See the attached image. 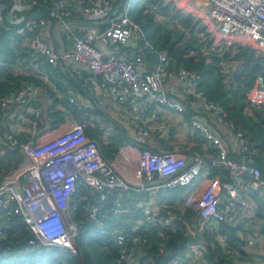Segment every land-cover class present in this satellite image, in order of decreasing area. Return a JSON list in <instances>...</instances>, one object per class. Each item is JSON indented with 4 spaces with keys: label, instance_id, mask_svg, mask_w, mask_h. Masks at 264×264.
<instances>
[{
    "label": "built area",
    "instance_id": "obj_1",
    "mask_svg": "<svg viewBox=\"0 0 264 264\" xmlns=\"http://www.w3.org/2000/svg\"><path fill=\"white\" fill-rule=\"evenodd\" d=\"M11 1L9 6L0 1V25L7 24L6 29L15 30L20 37V53H15L17 64L0 60L1 68L9 66L15 75L23 76H27L25 70L31 68L33 78L43 83L48 79L39 69L42 63L51 68L63 64L75 70H86L101 79L114 105L118 107L120 101H127L128 110L121 108L120 115L133 127V141L138 147L145 145L155 124L162 128L163 110L187 115L185 99H191L192 106L210 111L215 124L226 128L230 135L222 139L206 120L191 116L190 129L196 132V139L212 143V158L207 159L202 150L185 155L139 148L135 174L122 176L120 165L130 170L127 160L120 159L124 152L121 149L112 160L105 159L98 143L85 135L86 120L65 121L53 138L36 139L41 112L36 101L45 92L40 84H24L17 93L0 100V213L6 218H21L33 236L29 245L58 246L75 253L73 239L77 227L70 216V200L79 185L104 194L119 189L156 194L161 190L192 186L205 170L217 166L228 171L231 181L209 178L187 205L200 216L196 225L198 232L209 227L217 231L220 222L240 225L250 236L242 245L245 255L240 257L237 251L228 249L224 237L216 235L223 253L230 255L235 264H264V251L259 253L264 236L254 223L256 203L252 195L255 193L264 200V181L256 167L244 162L236 164L228 158L231 153L246 152L245 135L234 131L222 108L207 101L197 90L195 74L185 69L168 71L167 53L155 49L143 29L131 19L133 0ZM187 3L182 10L186 7L189 9L186 12L193 15L206 13L207 24L213 28L219 45L241 42L254 48L264 59V0H192ZM150 57L155 58V64H150ZM169 80L177 82L182 101L168 96L166 83ZM249 97L251 107L264 102V78H256ZM26 123L33 134L23 142L20 127ZM243 175L249 177L247 182L242 179ZM139 208L147 224L158 222L162 227L171 224L170 218L156 219L160 210L156 211L150 203L141 204ZM93 211L97 212V208ZM91 216L95 218L94 213ZM97 223L100 228L103 226L102 221L97 220ZM189 233L195 235L190 230ZM116 242L123 246L125 238L117 236ZM143 243L142 237L132 239L133 246ZM208 254L206 243L197 241L189 243L182 254L165 264H213ZM120 259L124 264H140L133 249H122Z\"/></svg>",
    "mask_w": 264,
    "mask_h": 264
},
{
    "label": "trees",
    "instance_id": "obj_2",
    "mask_svg": "<svg viewBox=\"0 0 264 264\" xmlns=\"http://www.w3.org/2000/svg\"><path fill=\"white\" fill-rule=\"evenodd\" d=\"M0 1L7 6L12 3L11 0ZM142 1H132L131 19L143 29L146 39L155 49L167 53L168 71L185 69L195 74L198 77L197 90L207 101L222 108L226 114L225 119L232 122L234 131L244 133L248 143L246 152L231 153L228 158L236 164L244 162L248 166L256 167L264 181V102L258 107H251L249 97L256 78H264V59L256 54L254 48L241 42L214 46L213 39L205 33L206 27L199 24L193 14L182 12V8L178 7L168 11L171 2ZM185 1L182 0L184 4ZM6 25H0V60L14 65L17 64L15 52L20 37L12 27L6 29ZM148 60L150 64H155L154 57ZM29 82L39 84L33 77L15 75L13 72L5 74L0 79V100L17 93ZM42 87L45 95L50 98L49 87ZM191 101L185 99L183 103L190 107ZM36 104L41 108L36 131L46 126L53 130L66 121L59 111L43 110L44 107L38 100ZM65 104L76 118L85 117V109L80 111L73 103ZM201 110L204 115L211 113L206 109ZM95 111L96 114L88 111L83 120L88 122L85 127L86 134L100 141L102 133L93 136L88 127L96 121L97 116L106 121L108 119L96 108ZM189 117L190 113L186 119ZM115 140L117 139L112 137L113 152L117 151L119 144L127 142L125 137H120L119 144ZM139 148L148 149L144 144L139 145ZM194 150H202L201 145ZM7 151L12 152L11 149ZM209 176L219 177L221 181H231L228 171L222 167L211 166ZM242 179L247 182L249 177L243 175ZM138 194L140 195L133 189H119L112 194H104L79 185L70 200V216L77 227L73 239L75 253L58 246H30L28 242L33 236L21 218H6L0 213V264H124L120 259L122 249H133V254L140 264H165L176 255L182 254L189 243L197 241L206 243L208 257L212 263L235 264L230 255L223 253L216 235L224 237L228 249L237 251L240 257L245 255L242 245L247 232L242 226L220 222L217 231L209 227L198 232L197 226H192V219H199L200 216L190 209L180 211V204L171 208L178 199L175 193L167 198L166 208L160 207V214L156 218H170L169 226L162 227L158 222L140 223L144 220V213L141 209L134 208ZM252 195L256 203L254 223L264 236V200L255 193ZM94 208H97V212L93 211ZM92 213L95 218L91 216ZM97 220L102 221L101 228ZM189 230L195 235H191ZM117 236L125 238L123 246L116 242ZM135 237H142L145 243L133 246L132 239Z\"/></svg>",
    "mask_w": 264,
    "mask_h": 264
},
{
    "label": "crops",
    "instance_id": "obj_3",
    "mask_svg": "<svg viewBox=\"0 0 264 264\" xmlns=\"http://www.w3.org/2000/svg\"><path fill=\"white\" fill-rule=\"evenodd\" d=\"M15 53H20V49L18 48ZM39 69L45 74H47L48 82L43 83L41 80L37 81H39L40 85H45L49 87L51 93V99L48 98L46 95L40 96V98L38 99V101L41 102L44 107L43 110L50 111V109H54L55 111H59L63 114L67 122H69L71 119L83 120L86 117L85 114L88 111H92L96 114L95 108L101 111L104 116L107 117L108 120L106 121L100 116H97L96 121H92L93 124H91V127H88V130L93 136L99 135L101 132V140L99 141L90 135L88 136L86 134V129L85 135L88 138L90 137L94 139L98 143L102 155L108 161L112 160L114 155L122 149V151L124 152V157H121L120 159L127 160L130 170H128L123 165H120V173L122 176L125 175L132 177L136 172L135 168L137 165L139 147L133 141V127L124 119H122L120 115L121 108H126V110H128L127 101H120L118 107L114 105V103L111 101L110 96L104 90L101 79L94 78L90 73H88L84 69L75 70V68L63 64H61L57 68H51L43 63L40 64ZM25 71L27 72V76L33 77V71L31 68H28ZM10 72H14L12 71L11 67H0V79L5 74ZM174 86L176 89H173ZM177 86V82H175L174 80H169L166 83L167 93L169 97L181 100L182 97L180 96V93L177 90ZM68 98L73 99V101L70 102ZM66 102L75 104L78 107V110L80 111L82 109H85V117L76 118L72 113H70L69 109L66 107ZM186 108L187 115L188 113H190V117L197 115L200 118L206 120L208 125L222 139H227L228 137H230L229 131L226 128L215 124L211 113L209 115H204V111H202L200 108H197L196 105L192 106L191 103L190 107ZM26 109L29 110V107H27ZM162 114L163 117L160 122L162 123V128H159L158 124H155L156 128L152 130L150 136L147 137L145 140V145L148 147L149 150H152L154 152L173 151L188 155L194 150L195 147L201 145L202 153L206 156V158H212L214 153L212 143L205 139L200 141L195 138L196 132H193V130L190 129L189 119H186L187 115H181L177 114L174 111L166 110H163ZM63 124L53 130L49 129V126H46L42 129H38V131L35 132L36 139L39 138L40 141H45L53 138L58 134L59 130L63 128ZM27 126L28 124L26 123L25 126L20 127V139L23 141H27L29 137L31 138L33 134V132L30 131ZM112 137H115V139H117L115 141L118 142V144V140H120V137H125L127 139V142L124 144H119L116 148L117 151L113 152L111 148L113 146ZM209 173L210 167L203 172L202 176H200L198 181L192 184V186H184L174 190H161L158 191L156 194L150 192L140 193V195L138 194V196L135 198L134 208H139L141 204L147 206L148 203H150L156 211H159L160 207H167V198H169L173 193H175L178 199L174 206H171V208H176L177 205L180 204V211H183L184 209H191L190 207H187L191 200L190 197L193 195L194 197L198 195V193L201 191V189L205 186L208 179L210 178ZM198 221L199 219H192V226L195 227L198 224ZM143 222L144 220L140 223ZM249 237L250 236L247 232L246 239H248ZM259 250V253L264 251V243L262 241H260Z\"/></svg>",
    "mask_w": 264,
    "mask_h": 264
},
{
    "label": "rangeland",
    "instance_id": "obj_4",
    "mask_svg": "<svg viewBox=\"0 0 264 264\" xmlns=\"http://www.w3.org/2000/svg\"><path fill=\"white\" fill-rule=\"evenodd\" d=\"M145 0H143L142 2H144ZM187 2H192V0H186ZM166 2L170 3L169 6H168V11H170L172 8H182V6L184 5V3L182 2V0H166ZM185 2V3H187ZM167 4V3H166ZM188 4V3H187ZM189 9H187L186 7L183 8L182 12H186L188 11ZM187 13V12H186ZM196 17V19H198V22L199 24H202L203 26H205V24L207 26L206 29H205V33H208V35L210 36V38L213 39V45L216 46V45H219L218 42L215 41V35H214V30L213 28H211L207 22H208V18L206 17V13H201V12H198L196 15H194ZM264 116V114H263Z\"/></svg>",
    "mask_w": 264,
    "mask_h": 264
},
{
    "label": "water",
    "instance_id": "obj_5",
    "mask_svg": "<svg viewBox=\"0 0 264 264\" xmlns=\"http://www.w3.org/2000/svg\"><path fill=\"white\" fill-rule=\"evenodd\" d=\"M106 24L108 23V21L105 22Z\"/></svg>",
    "mask_w": 264,
    "mask_h": 264
}]
</instances>
